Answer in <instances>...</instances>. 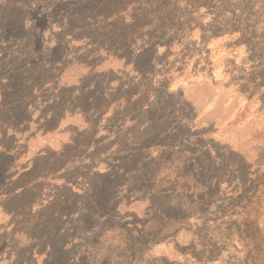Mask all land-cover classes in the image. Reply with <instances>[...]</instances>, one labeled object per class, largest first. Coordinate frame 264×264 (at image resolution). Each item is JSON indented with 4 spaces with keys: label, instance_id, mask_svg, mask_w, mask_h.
Returning a JSON list of instances; mask_svg holds the SVG:
<instances>
[{
    "label": "rangeland",
    "instance_id": "1",
    "mask_svg": "<svg viewBox=\"0 0 264 264\" xmlns=\"http://www.w3.org/2000/svg\"><path fill=\"white\" fill-rule=\"evenodd\" d=\"M17 6L31 17L22 35L0 27V125L49 99L0 184L17 190H0V226L12 219L19 256L264 264V0H0V19ZM31 18L43 40L20 52ZM86 165L102 204L82 196ZM53 166L45 209L33 191Z\"/></svg>",
    "mask_w": 264,
    "mask_h": 264
},
{
    "label": "trees",
    "instance_id": "2",
    "mask_svg": "<svg viewBox=\"0 0 264 264\" xmlns=\"http://www.w3.org/2000/svg\"><path fill=\"white\" fill-rule=\"evenodd\" d=\"M15 8H16V10H15L16 13L12 14L13 18H11V15H9L8 18L10 20H8V18L7 19H3V18L0 19V27L4 29V33L7 35L12 34V33H14L15 35H22V33H24V29L27 27L26 26V24L28 23L27 21L31 17V15L27 16V14H26L29 12L28 10L24 11V9H27L29 7L17 6ZM22 12H25V13H22ZM34 20L35 19H33V18H31V20H30V30L32 32L31 36H29V37L19 36L20 39H18V40H20L22 42L24 41V42L23 43L20 42V45H17L20 49L26 48V50H28V51L30 50L31 53H32V51L34 53L38 52V50H37V46L39 44L38 42L43 40V36L40 33H38V29H37L36 25H34V22H35ZM31 25H32V27H31ZM12 27H14V31H11ZM41 36H42V39H41ZM16 39L17 38H15L14 40L18 41ZM30 39L34 43H33V46L29 48V44H27V43H28V40H30ZM22 49L20 52H23ZM53 84H52V82H50L49 86L47 88H50L51 90H53V89L55 90L56 84H54V85ZM18 87L23 89V88H25V85H23V86L19 85V86L14 87V89H15L14 92L17 91L16 88H18ZM4 88L5 87H2V90L6 91ZM42 88H44V86L41 87V89ZM5 93L6 92H3V94H2L1 102L4 105H3V107H1V112L4 111V108H5L4 106L5 105L7 106V104L5 103V99H6ZM45 93L46 92H44V94ZM35 97L38 99L35 98V99L31 100V102H33L32 104L29 102L30 100H28V104H30L29 107H31L30 112H36V111L40 112L39 114L42 115V116H40V117H42L41 118V120H42L43 117L45 115H47L45 104L48 103L49 99L41 97L42 99L39 100V98H40L39 96H35ZM36 100L39 102L36 103ZM26 105H27V103H26ZM38 120H40V118ZM31 123H32L31 117L28 114L27 116H25L23 121H18V122H16V124L12 123L11 126L10 125L8 126L6 124L0 125L1 136H2L1 140H0V147L4 149L1 152L2 155L1 154L0 155L4 157L3 154H7L6 157L8 156L7 158H9V160L12 162V163H9L10 164L9 168L7 167L5 169L3 178H0V184L1 183L4 184V183H8V182H10L11 185L13 184L15 174H16L15 169L17 168L16 163H17L18 157L22 154V151H23V145L21 143L19 144V142H18L19 141L18 134L22 135L21 130H23V129H26V131H27V129H30L29 126L31 125ZM43 156L44 155H41V157H43ZM86 166L87 167L83 168L84 173L82 174L83 176H85L82 179V181L84 183V187L81 189L83 191L82 196L92 195L93 199L95 201H98V203L102 204V203H104L103 197L106 195V191H105L106 185L101 184L100 186H97L96 183L91 181V178H90L91 172H89V169L88 170L85 169V168H89V165H86ZM63 168H65V166L61 167V168H58L57 166H53L51 168H48L47 170H43L42 180L44 182L41 183V185H43L44 190H43V192H39V190H41L42 188L38 187V189L33 191L35 195H37V194L40 195V196H38L39 197L38 201L42 202V204L43 203L45 204V209H46V206L48 205V202H49V200H47V198L49 199V197H50V195H49L50 193L48 194L49 188H46V187L50 186V183L47 180L50 179V181H53L56 179H61L62 177L60 175L62 173H64ZM18 174L19 173H17V175ZM78 174H79V172H78ZM3 184H2V186L0 185V190L5 191L6 194H4V195H7V196H3V197L17 199L16 198L17 190H7V187H3L4 186ZM47 189H48V192H47ZM109 201H110V199H109ZM112 202H115V201L113 200ZM103 205H105V204H103ZM31 206H32V204H25V206L19 207V208L24 210V209H29ZM104 207H108V205L104 206ZM10 215H11L10 217H12V215L15 216L14 212L11 213ZM15 223H17V222H15ZM6 225L9 226L6 231H4V229L0 226V259H2V258L9 259L11 257L15 258V257L19 256V254L17 253V247H15L14 245L11 244L13 241L12 237L16 234V231H17L16 228L12 226V219L11 218L6 222ZM38 239L43 240L41 237H39ZM32 251H33L32 249L31 250L28 249L26 252V255L19 256L20 261L27 260V258L31 256V254L29 255V252H32ZM40 251H42V252H40L42 257H43V255H44V257H47V255H46V251H48L47 249H45V250L41 249Z\"/></svg>",
    "mask_w": 264,
    "mask_h": 264
},
{
    "label": "crops",
    "instance_id": "3",
    "mask_svg": "<svg viewBox=\"0 0 264 264\" xmlns=\"http://www.w3.org/2000/svg\"><path fill=\"white\" fill-rule=\"evenodd\" d=\"M63 83L66 84L65 87H67V85H70L69 82H67V81H64ZM72 87H75V86H74V84L71 83V86H69V88H72ZM33 113L34 112H29V115L31 117V122L34 119ZM65 233L66 232H63L62 235H64ZM46 249L48 250V251H46L47 257H45L44 259L43 258L40 259V255L36 254L35 252L32 251V252H29V255L31 254V256L28 257L27 260L20 261L19 256L15 257V258L11 257L9 259L2 258V259H0V264H48L52 258L51 256L53 254V247H52V245H50V247L47 246ZM35 255H37V256H35Z\"/></svg>",
    "mask_w": 264,
    "mask_h": 264
}]
</instances>
